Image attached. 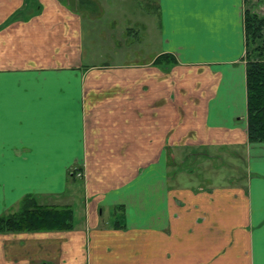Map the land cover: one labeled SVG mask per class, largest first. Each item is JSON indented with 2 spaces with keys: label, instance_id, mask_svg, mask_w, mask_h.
<instances>
[{
  "label": "crops",
  "instance_id": "crops-1",
  "mask_svg": "<svg viewBox=\"0 0 264 264\" xmlns=\"http://www.w3.org/2000/svg\"><path fill=\"white\" fill-rule=\"evenodd\" d=\"M90 1L0 0V213L72 209L0 232V264H264L244 0Z\"/></svg>",
  "mask_w": 264,
  "mask_h": 264
},
{
  "label": "trees",
  "instance_id": "trees-1",
  "mask_svg": "<svg viewBox=\"0 0 264 264\" xmlns=\"http://www.w3.org/2000/svg\"><path fill=\"white\" fill-rule=\"evenodd\" d=\"M243 27L246 48L254 39L262 37L264 17L255 11L244 9ZM263 45L253 47L257 55L245 51V89H246V134L251 142L264 141V56ZM172 63L171 53H161L154 58ZM38 194L27 193L19 200L17 208L0 213V232L66 229L71 226L72 209L68 205H43L37 202Z\"/></svg>",
  "mask_w": 264,
  "mask_h": 264
},
{
  "label": "rangeland",
  "instance_id": "rangeland-1",
  "mask_svg": "<svg viewBox=\"0 0 264 264\" xmlns=\"http://www.w3.org/2000/svg\"><path fill=\"white\" fill-rule=\"evenodd\" d=\"M85 1L87 2L86 4L91 5V1L90 0H80V5H84ZM154 0H119L117 1V4L115 6H113V10H116L117 12H122V13H131L133 10H135L137 7L139 6H143V7H153L154 8ZM119 9H116V8ZM243 9H248L249 11H255L259 16L264 17V0H244V6ZM136 29V27L133 28V31ZM262 32V37H258L256 39H254L253 42H250V44H248L247 48L248 51L250 53V55H257V51L252 50L253 47H259L261 45H263V49H262V56H264V28H262L261 30ZM133 33V32H132ZM133 35V34H132ZM247 48L245 49V51H247ZM222 174V175H221ZM212 175V176H211ZM229 175V174H228ZM227 173H220L219 176H214L213 174L210 173V175H203L204 180L206 182H215L218 184H222L225 182H228L230 180V176H228ZM207 176H210L209 179H205ZM189 180V178H184L183 181L187 182ZM192 182H202L203 179L202 178H195V177H191ZM39 200H37L38 203L42 204L41 202V198H39ZM43 205H47V204H43ZM27 231H31V230H27ZM34 231V230H33ZM18 232V231H17ZM22 232V231H21Z\"/></svg>",
  "mask_w": 264,
  "mask_h": 264
}]
</instances>
